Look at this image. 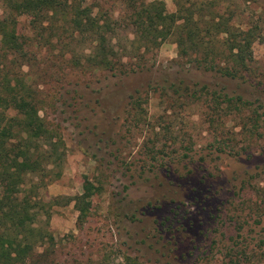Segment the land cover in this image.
<instances>
[{
    "label": "rangeland",
    "instance_id": "374dc122",
    "mask_svg": "<svg viewBox=\"0 0 264 264\" xmlns=\"http://www.w3.org/2000/svg\"><path fill=\"white\" fill-rule=\"evenodd\" d=\"M160 1L175 12L174 0ZM222 1L232 22L256 35L241 77L217 86L241 98L230 102L173 99L163 89L182 69L171 38L142 62L121 59L120 75L88 67L87 33L69 48L79 64L26 45L23 71L34 81L45 74L40 83L52 98L40 115L64 143L61 167L39 190L37 225L51 233L55 264H264V0ZM84 5L95 15L124 13L121 0ZM29 20L21 15L16 26L26 42L34 34ZM131 38L122 26L112 44Z\"/></svg>",
    "mask_w": 264,
    "mask_h": 264
},
{
    "label": "trees",
    "instance_id": "16d2710c",
    "mask_svg": "<svg viewBox=\"0 0 264 264\" xmlns=\"http://www.w3.org/2000/svg\"><path fill=\"white\" fill-rule=\"evenodd\" d=\"M0 1L5 8L0 17V264H55L51 233L37 225L42 213L39 190L61 167L64 143L58 129L40 115L49 104L46 99H52L40 83L46 75L39 73L34 81L23 71L30 60L28 49L47 46L49 53L57 50L60 58L79 64L78 51L69 49L71 41L89 34L94 53L88 67L120 75L127 70L121 59L142 62L171 38L182 69L163 89L178 95L173 99H200L204 94L230 102L241 98L217 86L223 78L241 77L243 67L253 60L256 35L232 22L234 15L222 0H174L175 12H168L160 0H121L124 13L116 18L103 11L95 15L92 5H84L87 0ZM21 15L29 16L31 42L23 41L16 29ZM122 26L132 28V38L128 45L116 46L112 43ZM183 71H188L185 79L180 76ZM201 77L210 78V83ZM201 83L198 89L190 85ZM77 103V112L82 113Z\"/></svg>",
    "mask_w": 264,
    "mask_h": 264
}]
</instances>
